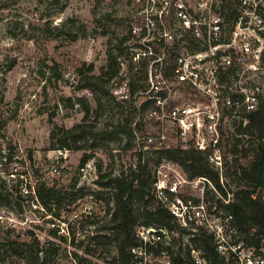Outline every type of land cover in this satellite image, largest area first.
Returning a JSON list of instances; mask_svg holds the SVG:
<instances>
[{
  "label": "rangeland",
  "instance_id": "obj_1",
  "mask_svg": "<svg viewBox=\"0 0 264 264\" xmlns=\"http://www.w3.org/2000/svg\"><path fill=\"white\" fill-rule=\"evenodd\" d=\"M136 10L135 0H0V193L10 204L0 207V242L38 239L46 248H58L42 264H117L113 246L92 240L113 207L96 181L100 170L115 176L127 171L137 162L141 141L136 136V146L126 151V137L97 141L101 147L82 166L84 151L50 150V136L56 128L83 121L79 98L90 104L89 123L98 128L123 120L133 101L140 107L147 100L131 96L130 80L145 86L144 79H137L144 73L132 72L124 50L127 21ZM109 52L121 64L118 76L104 85L114 97L79 89V71L94 64L99 74ZM259 80L264 84V71ZM43 185L64 198L61 205L52 204V211L37 199ZM206 199L214 203L211 193ZM79 246H89L92 253ZM3 258L1 251L0 264H35Z\"/></svg>",
  "mask_w": 264,
  "mask_h": 264
},
{
  "label": "built area",
  "instance_id": "obj_2",
  "mask_svg": "<svg viewBox=\"0 0 264 264\" xmlns=\"http://www.w3.org/2000/svg\"><path fill=\"white\" fill-rule=\"evenodd\" d=\"M135 6L124 50L132 72L146 76L145 88L136 96L151 101L143 113L146 133H136L140 152L171 148L177 141L183 148L191 145L205 154L224 184L227 144L264 96L259 80L264 71V2L135 0ZM208 191L222 199L207 177L191 180L169 161L155 169L152 192L186 230L182 246L196 264H210L191 243L200 229L213 236L221 264H264V254L240 239L232 216L209 208ZM175 235L165 227L140 226V245L131 248L134 264H172L167 247L176 248Z\"/></svg>",
  "mask_w": 264,
  "mask_h": 264
},
{
  "label": "trees",
  "instance_id": "obj_3",
  "mask_svg": "<svg viewBox=\"0 0 264 264\" xmlns=\"http://www.w3.org/2000/svg\"><path fill=\"white\" fill-rule=\"evenodd\" d=\"M120 69L118 56L109 52L107 63L99 74L95 73L94 64L79 71L81 80L78 88L89 89L100 93L102 97L113 98L104 85L115 79ZM137 79L146 80V76H139ZM129 87L132 97L145 88L134 77L130 80ZM69 101L71 103L72 100ZM135 102L133 101L132 106L127 109L123 120L98 128L97 123H89L92 115L90 104L85 98H79L78 103L85 114L83 121L71 128H56L50 136V150L84 151L81 159V165L84 166L101 147L97 141L108 143L126 137L127 143L123 150L133 149L137 141L136 133L144 134L143 113L151 104L150 100H146L138 109ZM97 105L101 108L100 99ZM137 116L139 118L135 121ZM185 147L183 148L180 143L153 153L137 152V162L116 176L113 172L102 174L100 170L96 184L109 195L108 205L112 202L113 207L108 208L106 214L110 217L109 221L98 230L101 234L93 236L92 240L99 246H113L117 264H134L131 248L140 245V240L136 236L140 226L165 227L175 233L173 246L176 248L172 250L171 247H167L172 264H196L188 249L182 246L186 230L179 227L169 209L158 201L152 192L155 169L163 161L175 163L191 180L198 177L209 178L222 196L221 199L208 191L207 194H212L214 202L210 204L206 199L209 208L213 209L216 206L217 210L232 216V223L237 228L240 239L248 247L264 254V96L258 109L247 115V122L237 124L235 133L227 144L224 184H221L220 174L209 163L204 153L191 145ZM37 199L48 211H52V204L61 205L64 201L55 188L45 185L38 189ZM9 205V199L0 193V207ZM191 243L204 252L210 264L222 263L214 238L207 231L200 229L195 237L191 238ZM46 247L42 246L38 239H34L32 244L10 240L0 242L3 261L6 257L13 256L24 259L27 263L42 264L59 251L55 247ZM79 247L87 254L92 253L89 246ZM150 250L155 255L158 254L154 247H150Z\"/></svg>",
  "mask_w": 264,
  "mask_h": 264
}]
</instances>
